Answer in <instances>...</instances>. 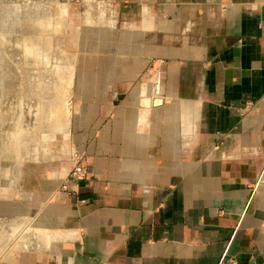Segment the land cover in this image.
Wrapping results in <instances>:
<instances>
[{
    "label": "crops",
    "instance_id": "0c3cea01",
    "mask_svg": "<svg viewBox=\"0 0 264 264\" xmlns=\"http://www.w3.org/2000/svg\"><path fill=\"white\" fill-rule=\"evenodd\" d=\"M64 5L79 104L0 197L41 232L0 264H264V0ZM70 145L88 179L51 200Z\"/></svg>",
    "mask_w": 264,
    "mask_h": 264
},
{
    "label": "rangeland",
    "instance_id": "374dc122",
    "mask_svg": "<svg viewBox=\"0 0 264 264\" xmlns=\"http://www.w3.org/2000/svg\"><path fill=\"white\" fill-rule=\"evenodd\" d=\"M71 1L0 0V197H6L13 176L22 197L23 167L44 163L50 138L67 135L79 104L78 69L84 64L79 58L86 48L67 24L56 27L55 13L67 15L61 5ZM74 151L81 152L70 145L71 166ZM58 197L54 192L51 200ZM25 213L0 208V262L13 248L30 244V233L38 244L41 232L28 226Z\"/></svg>",
    "mask_w": 264,
    "mask_h": 264
},
{
    "label": "built area",
    "instance_id": "2783aa9c",
    "mask_svg": "<svg viewBox=\"0 0 264 264\" xmlns=\"http://www.w3.org/2000/svg\"><path fill=\"white\" fill-rule=\"evenodd\" d=\"M73 166L68 178L55 191L57 196L78 198L81 194L82 184L88 179L86 155L74 151L72 155ZM219 264H239L235 258L224 257Z\"/></svg>",
    "mask_w": 264,
    "mask_h": 264
}]
</instances>
